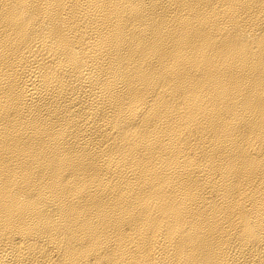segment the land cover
Masks as SVG:
<instances>
[{
  "label": "bare ground",
  "instance_id": "6f19581e",
  "mask_svg": "<svg viewBox=\"0 0 264 264\" xmlns=\"http://www.w3.org/2000/svg\"><path fill=\"white\" fill-rule=\"evenodd\" d=\"M0 264H264V0H0Z\"/></svg>",
  "mask_w": 264,
  "mask_h": 264
}]
</instances>
